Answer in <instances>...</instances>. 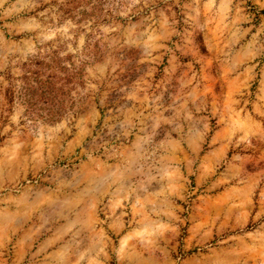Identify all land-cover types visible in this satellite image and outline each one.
<instances>
[{
  "label": "rangeland",
  "instance_id": "rangeland-1",
  "mask_svg": "<svg viewBox=\"0 0 264 264\" xmlns=\"http://www.w3.org/2000/svg\"><path fill=\"white\" fill-rule=\"evenodd\" d=\"M52 55L78 113L2 112ZM1 115L0 264H264V0H0Z\"/></svg>",
  "mask_w": 264,
  "mask_h": 264
},
{
  "label": "trees",
  "instance_id": "trees-1",
  "mask_svg": "<svg viewBox=\"0 0 264 264\" xmlns=\"http://www.w3.org/2000/svg\"><path fill=\"white\" fill-rule=\"evenodd\" d=\"M81 65L82 62L76 66L71 63L70 68H65L61 65V59L52 55L47 61H34L32 66L36 69L26 71L19 78L7 75L8 83L4 90L5 104L2 112L8 113L11 103L16 99L23 106L24 117L31 122L40 121L44 124H52L67 113L75 115L83 99L81 97L77 101L79 105L74 106L70 91H72V86L80 83ZM105 83L101 81L99 92L109 91L104 88ZM109 92L103 108L97 105L98 95L94 97L93 102L100 115L103 110L114 106V100L119 95L117 88ZM0 119L1 123H4L6 116L1 115Z\"/></svg>",
  "mask_w": 264,
  "mask_h": 264
}]
</instances>
